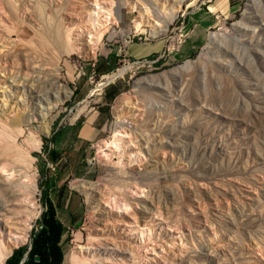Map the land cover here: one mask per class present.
Segmentation results:
<instances>
[{
	"label": "rangeland",
	"instance_id": "rangeland-1",
	"mask_svg": "<svg viewBox=\"0 0 264 264\" xmlns=\"http://www.w3.org/2000/svg\"><path fill=\"white\" fill-rule=\"evenodd\" d=\"M246 3L0 0V142L33 160L0 164L2 264H264V0Z\"/></svg>",
	"mask_w": 264,
	"mask_h": 264
},
{
	"label": "bare ground",
	"instance_id": "bare-ground-1",
	"mask_svg": "<svg viewBox=\"0 0 264 264\" xmlns=\"http://www.w3.org/2000/svg\"><path fill=\"white\" fill-rule=\"evenodd\" d=\"M260 2V0H247V3L246 4H248V3H257V2ZM251 5V4H250ZM249 5V6H250ZM248 6V5H247ZM252 7V6H251ZM250 8V7H249ZM154 9V8H153ZM155 11V10H154ZM153 12V11H152ZM159 13V12H158ZM248 13V12H247ZM160 22V21H159ZM240 22V21H239ZM239 22H236V23H234V24H232L231 25V27H230V29H229V31H232V32H234L238 37H237V39L239 40V33L242 31V30H244L245 28L243 27V25H242V23H239ZM170 22H169V19L168 20H166V19H164V21H163V23L161 24V30L163 31L164 29H165V27L169 24ZM159 24V23H158ZM105 30V29H104ZM248 31V30H247ZM246 31V32H247ZM164 32V31H163ZM244 32V31H243ZM226 33L225 32H216V33H211V35H209V38H210V40L211 41H213V42H215V40H217L218 38H220L222 35H225ZM236 39V40H237ZM74 48V47H73ZM192 64H195V63H192ZM191 66H190V63L189 64H185V65H183L182 67H177V68H175V69H173V70H171L170 72L168 71V74L169 75H171V76H174L175 74H177V72H179L180 73V71L181 72H183L184 73V71L186 70L187 71V68H190ZM129 68V67H128ZM184 68H186L185 70H184ZM191 70H192V68H190ZM189 69V70H190ZM122 71H124V69L123 70H121L120 72H118V73H116V75H118V74H120ZM124 73V72H123ZM166 73V72H165ZM178 73V74H179ZM167 74V76H169ZM162 75V74H161ZM180 75H181V73H180ZM109 75H107V76H103V79L104 80H107V79H111V78H113V77H115V75L113 74V75H111V76H109ZM165 78V77H164ZM167 80V79H166ZM110 81V80H109ZM112 81V80H111ZM103 82V81H102ZM108 82V81H107ZM141 82L142 83H145V82H147V83H156V81L154 80V77H148V78H146L145 80L143 79V80H141ZM104 83V82H103ZM106 83V82H105ZM138 83H140V81L138 82ZM154 85V84H153ZM102 86V85H101ZM101 86H100V88H101ZM98 89V88H97ZM96 90V89H95ZM122 100V99H121ZM120 102V101H119ZM124 103V102H123ZM31 120H32V117H31ZM30 120V121H31ZM115 132V131H114ZM118 133V132H117ZM120 133V132H119ZM114 136V139H112V142H110V143H112V144H110V143H108V142H104L103 144H105V145H108V144H110V146H112L113 144L115 145V147H116V141H118L119 139L117 138V134L116 135H113ZM3 139H5V136L0 132V141H3ZM120 141V140H119ZM103 144H101V145H103ZM104 145V146H105ZM103 146V147H104ZM110 146H108V147H110ZM100 147V146H99ZM113 147V146H112ZM101 148V147H100ZM101 150V149H100ZM98 151H99V149H98ZM105 151V150H104ZM101 152H103L102 150L100 151V153ZM98 153V152H97ZM108 155V154H107ZM2 161L4 162H7L9 165H11V166H14V165H16V166H19L21 163H23L25 166H26V170L28 169V171L31 169V164H32V157L31 156H29L26 152H23V150H21L19 147H17L14 143H10V144H8V143H1L0 142V164L2 163ZM6 163V164H7ZM18 169L20 168V166L19 167H17ZM21 168H22V166H21ZM20 168V169H21ZM21 170H24L23 168L21 169ZM27 171H25V173H26ZM20 173V172H19ZM23 172H21L20 174L21 175H23L22 174ZM17 175V174H16ZM18 176V175H17ZM24 176V175H23ZM27 176V175H26ZM29 177V179H28V181L30 180V182L31 183H34L35 181H34V179H35V175L33 174V175H31V178H30V174L28 175ZM18 180V179H17ZM19 180H20V178H19ZM22 182V181H21ZM32 185V184H31ZM34 186V185H33ZM32 186V187H33ZM24 187V186H23ZM26 187V186H25ZM24 187V188H25ZM31 187V186H30ZM28 188V187H27ZM27 188H26V190H27ZM29 189H31V188H28V190H27V193L29 194L31 191H29ZM29 191V192H28ZM24 192H26L25 191V189H24ZM30 194H32V193H30ZM13 214L14 215H17V216H19V212H13ZM36 215V214H35ZM31 219L33 218V220H34V216L33 215H31L30 214V216H29ZM32 220V221H33ZM30 225V224H29ZM0 253H3V252H0ZM5 254V253H4ZM6 255V254H5ZM4 255L2 256V255H0V264H2V262H3V260H4ZM71 264H90V262L88 261V260H86V259H80V258H78L77 256H75L74 254L71 256Z\"/></svg>",
	"mask_w": 264,
	"mask_h": 264
},
{
	"label": "trees",
	"instance_id": "trees-1",
	"mask_svg": "<svg viewBox=\"0 0 264 264\" xmlns=\"http://www.w3.org/2000/svg\"><path fill=\"white\" fill-rule=\"evenodd\" d=\"M149 59H153V56L150 57ZM158 62H162V60L159 59ZM105 96H106V99L107 98L111 99L113 97V95H111V94L108 95L107 93L105 94ZM59 135H60L59 130H52L50 133V137L47 139V144H49V146H52L54 144V142L56 141V139L59 137ZM44 152H45L47 158L50 160L56 154L55 151L51 147H45ZM56 179H57V175L55 173H51L50 170L46 166H44L42 168L41 180L39 181V188H40V192H41V203L45 202V199L47 198V195H48V191L51 188L55 187ZM41 216H42L41 219H43L44 214L42 213ZM43 227L44 226H42L41 223H39L37 231L41 232L42 230H44ZM33 236L35 237V234H33ZM29 249H30V246L28 247V250ZM28 254H27V257L29 256ZM22 264H25V261L22 262Z\"/></svg>",
	"mask_w": 264,
	"mask_h": 264
},
{
	"label": "crops",
	"instance_id": "crops-1",
	"mask_svg": "<svg viewBox=\"0 0 264 264\" xmlns=\"http://www.w3.org/2000/svg\"><path fill=\"white\" fill-rule=\"evenodd\" d=\"M216 5H217V3H216ZM215 5V6H216ZM213 7V11H216V9H217V7ZM207 11L209 12V14L210 15H212L213 14V12L212 11H210V9H208V7H207ZM198 19L195 21V24L196 25H194V24H192V29L191 30H189V33H193L191 36H196V38L198 39L197 41H196V45H191L190 46V44H189V41H190V38H189V40H188V43H187V45H185V46H183V52L184 53H188V52H190L191 50H194V48L196 47V46H198L197 45V43L199 42V40L201 39V33H202V31L203 30H201L203 27H205V23H204V17L203 16H201V15H199L198 17H197ZM205 21H206V19H205ZM162 47H163V45H162V42H158V43H153V44H150V45H147V47H142V49L140 50V52H139V56L141 57V58H144V57H151V56H153L154 55V57L155 56H158V54L160 53V51H161V49H162ZM139 57V58H140ZM95 122V121H94ZM100 123V121H97L94 125H95V127H97V126H99V129L96 131L95 130V127L93 126V128H91V130H92V132L93 131H96L95 133H93V134H97V132L100 130V127H101V124H99ZM92 125V124H91ZM86 127H88L87 125L85 126V132L86 133H88L89 134V129H86ZM84 129V128H83ZM89 130V131H88Z\"/></svg>",
	"mask_w": 264,
	"mask_h": 264
},
{
	"label": "water",
	"instance_id": "water-1",
	"mask_svg": "<svg viewBox=\"0 0 264 264\" xmlns=\"http://www.w3.org/2000/svg\"><path fill=\"white\" fill-rule=\"evenodd\" d=\"M26 257V254L24 255V257L21 259V261L19 262V264H22L24 258Z\"/></svg>",
	"mask_w": 264,
	"mask_h": 264
}]
</instances>
